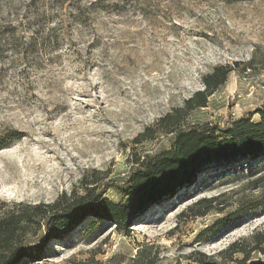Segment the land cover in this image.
Listing matches in <instances>:
<instances>
[{
	"label": "rangeland",
	"instance_id": "rangeland-1",
	"mask_svg": "<svg viewBox=\"0 0 264 264\" xmlns=\"http://www.w3.org/2000/svg\"><path fill=\"white\" fill-rule=\"evenodd\" d=\"M219 65L233 72L189 123L258 121L264 0H0V138L23 135L0 151V217L87 188L123 201L136 160L172 146L138 134ZM257 163L208 166L126 230L86 218L20 264H264Z\"/></svg>",
	"mask_w": 264,
	"mask_h": 264
},
{
	"label": "trees",
	"instance_id": "trees-1",
	"mask_svg": "<svg viewBox=\"0 0 264 264\" xmlns=\"http://www.w3.org/2000/svg\"><path fill=\"white\" fill-rule=\"evenodd\" d=\"M232 72L228 65L213 68L202 78V91L192 94L181 107L164 114L153 126L138 134L136 144L160 135H171L172 146L159 155L146 156L142 162L136 160L139 168L127 180L123 201L113 203L87 188L84 195L62 194L52 204L25 206L17 212L11 210L2 215L0 264H20L26 259L39 258L45 247L44 241L63 238L86 218L111 222L115 228L126 230L125 225L133 216L158 205L163 198L172 197L177 189L191 184L208 166H227L229 170L235 164L250 162L255 171L257 166L253 164L262 162L260 165L264 170V90L262 105L252 112L259 116L258 121L241 118L223 129L189 123L190 114L204 109L208 98L225 84ZM22 137L20 133L12 132L0 138V151ZM259 182L263 184L261 196L264 200V176ZM96 222L90 225L92 230ZM41 227L45 231L42 241L37 244L27 242V234H36ZM253 239H256L255 249L264 254L260 247L264 245V236Z\"/></svg>",
	"mask_w": 264,
	"mask_h": 264
}]
</instances>
